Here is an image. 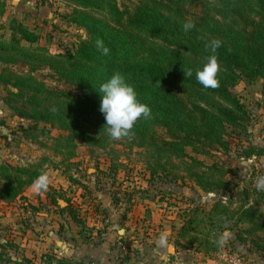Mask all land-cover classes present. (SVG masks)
Returning a JSON list of instances; mask_svg holds the SVG:
<instances>
[{"label": "rangeland", "instance_id": "1", "mask_svg": "<svg viewBox=\"0 0 264 264\" xmlns=\"http://www.w3.org/2000/svg\"><path fill=\"white\" fill-rule=\"evenodd\" d=\"M145 1L116 0L124 10ZM209 3L220 5L216 0H184L185 18L178 16L174 6L165 13L188 22L200 10L202 16ZM74 9L64 0H0V42H9L6 27L12 19L40 36L37 43H22L24 54L12 49L1 52L6 60L0 61V175L6 165L34 164L43 165L48 175L45 189L37 192L31 186L23 198L0 199V244L5 246L0 264H43L42 251L51 254L56 243L66 247L79 241L91 242L96 249L106 245L117 264H168L170 256L184 250L213 264H264V226L250 223L239 210L252 207L255 221L264 225V191L255 187L257 178L264 176V77H240L232 88L244 105L246 119L242 126L226 128L229 148L225 151L202 155L186 148L191 158L159 155L131 130L113 139L104 119L86 115H77V119L96 136L98 144L75 147L66 141V132L58 124L34 120L35 112H45L57 100L72 99L77 93L55 70L60 65L58 55L73 53L91 38L85 27L70 22ZM87 11L109 22L105 11ZM197 29L200 33L201 28ZM178 50L201 65L206 63L207 59ZM14 76L24 79L21 94ZM30 78L58 96L43 91L39 99L30 101L29 82L25 81ZM173 89L185 97L194 95L190 89ZM208 100L221 102L215 96ZM257 149L261 155L254 154ZM48 195L58 200V207ZM67 199L84 224L76 225L67 214H58ZM254 227L259 230L251 232ZM224 231L231 236L221 247L216 241ZM162 233L170 247L159 245ZM189 256L188 261L196 263L198 255L195 259Z\"/></svg>", "mask_w": 264, "mask_h": 264}, {"label": "trees", "instance_id": "2", "mask_svg": "<svg viewBox=\"0 0 264 264\" xmlns=\"http://www.w3.org/2000/svg\"><path fill=\"white\" fill-rule=\"evenodd\" d=\"M64 1L75 6L69 15L70 22L85 27L91 38L81 42L73 53L58 55L60 65L55 70L75 87L76 95L66 101L57 100L45 112H35V122L58 124L66 132V141L75 147L78 143L98 144L96 136L82 126L77 115L104 119L99 111V85L113 73H120L134 87L139 102L151 110L150 116L139 118L131 131L157 154L186 157L189 156L186 148L202 155L229 148L225 138L226 128L242 126L246 119L244 105L232 93V88L240 77L248 80L264 77V0H251L253 5L248 0H216L219 7L206 4L202 16H199L200 10L189 19L194 28L187 33L183 31L186 22L180 19L185 18L182 12L184 0H146L133 10L122 9L116 0ZM163 3H169V6ZM171 6H174L180 18L165 13ZM89 9L105 11L109 22L93 16L87 11ZM211 10L216 13L210 15ZM197 27L201 28L200 33ZM8 30L9 42H0L1 62L6 60L1 52L7 53L12 49L24 54L26 49L21 47L22 43L31 45L40 39L35 30L15 19L10 21ZM213 39L221 41L216 51L219 85L205 89L195 79V70L203 65L182 55L178 49L207 59L210 53L205 50V45ZM97 41L103 42V48L108 49L107 54L97 47ZM172 44L176 47L171 48ZM7 60L15 61L10 56H7ZM187 68L193 69L191 78L184 77L183 72ZM13 78L20 82L15 85L21 94L24 79L19 76ZM25 81L29 82L30 101L39 99L43 91L58 96L54 91L44 90L42 84L31 78ZM173 88L183 91L190 89L194 95L185 97ZM212 96L221 102L208 100ZM33 125L34 128L37 126L35 123ZM254 154L261 155L262 150L257 149ZM3 170L4 174L0 175V199L9 201L23 198L24 191L33 185L39 175L45 173L41 164L26 167L6 165ZM66 178L74 180L71 176ZM48 196L51 203L58 207V200L52 195ZM73 206L67 199L65 207H61L58 214H67L76 225L84 224V219ZM239 210L250 218V223L264 226L255 221L252 207ZM257 230L259 227L250 231ZM238 239L243 242L241 237L238 236ZM2 247L5 246L0 244V256L3 254ZM40 259L45 264H69L65 258H58L55 254L45 253Z\"/></svg>", "mask_w": 264, "mask_h": 264}, {"label": "clouds", "instance_id": "3", "mask_svg": "<svg viewBox=\"0 0 264 264\" xmlns=\"http://www.w3.org/2000/svg\"><path fill=\"white\" fill-rule=\"evenodd\" d=\"M194 28V24L188 21L183 24V31L189 32ZM221 46V41L217 39L211 40L205 45V50L210 53L206 63L195 70V79L205 89L216 88L219 85L217 72L219 65L217 63L216 51ZM97 47L103 49L107 54L108 49L103 48V42L97 41ZM184 77L191 78L193 69L187 68L184 72ZM98 92L100 94L99 111L103 114L106 131L113 139H120L128 134L133 128L135 122L143 117L148 118L151 114L150 108L139 102L137 93L132 85H130L125 77L120 73H113L107 80L99 85ZM48 185V175L41 174L33 182L32 188L34 191H41ZM255 187L258 191H264V176L257 178ZM231 233L224 231L216 243L218 246H223L230 238ZM158 243L162 247H170L167 235L162 233L158 238Z\"/></svg>", "mask_w": 264, "mask_h": 264}, {"label": "crops", "instance_id": "4", "mask_svg": "<svg viewBox=\"0 0 264 264\" xmlns=\"http://www.w3.org/2000/svg\"><path fill=\"white\" fill-rule=\"evenodd\" d=\"M34 10H36V8H34ZM1 15L2 14L0 13V16ZM9 24L10 22H8L6 28L9 27ZM35 31L37 32V30ZM42 244H44L43 239H42ZM54 247H53V251L51 254H55V256L58 258L59 257L65 258V260L71 263H75L79 260H87L89 262L88 264H117L116 261L113 262L112 251L106 250L107 247L104 244L102 246L100 245V249H96V247H94V245L91 242H88L86 244H80V241L78 244H71V245L69 244L66 247L61 246V244L56 243ZM0 251H1V248H0ZM42 254H45V251L41 252L40 257ZM189 255L194 256V259H195V255H198V257H196L198 259L196 260V263L194 264H213L210 261H203L200 257V254L198 253L192 254L191 252H187L185 250L182 252L176 251L173 254V256H170L171 259H169L168 264H191V262L188 261V257H190ZM180 260L182 261L180 262ZM156 264H160V262H157Z\"/></svg>", "mask_w": 264, "mask_h": 264}, {"label": "built area", "instance_id": "5", "mask_svg": "<svg viewBox=\"0 0 264 264\" xmlns=\"http://www.w3.org/2000/svg\"><path fill=\"white\" fill-rule=\"evenodd\" d=\"M122 264H130V263H122Z\"/></svg>", "mask_w": 264, "mask_h": 264}]
</instances>
